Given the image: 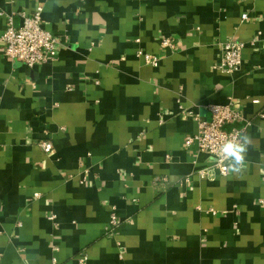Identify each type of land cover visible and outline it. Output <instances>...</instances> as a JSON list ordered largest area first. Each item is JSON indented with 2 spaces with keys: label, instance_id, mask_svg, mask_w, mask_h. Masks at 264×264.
I'll use <instances>...</instances> for the list:
<instances>
[{
  "label": "crops",
  "instance_id": "0c3cea01",
  "mask_svg": "<svg viewBox=\"0 0 264 264\" xmlns=\"http://www.w3.org/2000/svg\"><path fill=\"white\" fill-rule=\"evenodd\" d=\"M38 7L58 56L29 68L2 36L8 17L18 27ZM232 39L244 62L224 73ZM229 103L244 120L226 129L252 143L243 171L221 176L185 139ZM84 256L264 264V0H0V264Z\"/></svg>",
  "mask_w": 264,
  "mask_h": 264
},
{
  "label": "built area",
  "instance_id": "2783aa9c",
  "mask_svg": "<svg viewBox=\"0 0 264 264\" xmlns=\"http://www.w3.org/2000/svg\"><path fill=\"white\" fill-rule=\"evenodd\" d=\"M22 23L16 27L12 17L7 19V28L2 36V42L5 45V56L11 61L22 62L29 68L38 65L55 62L58 56L59 39L54 34L43 27V7H38L31 15L21 14ZM248 15L242 17V21L247 20ZM163 46L174 48L170 39L163 40ZM257 43L256 39L251 41L252 45ZM246 43L232 39L223 46V57L216 66L221 72H237L241 69L244 62V49ZM137 55L144 58L145 62L152 67H159V59L153 54L139 50ZM212 118L210 121L200 120L198 117V133L185 139V145L190 147L194 144L198 149L207 154L213 163V167L221 176H228L230 170L227 169V161H220V148L230 139H236L245 129L233 128L227 130L226 126L242 122L244 118L235 111L233 104L210 105ZM43 151L50 154L53 151V144L46 140L40 144ZM209 170L204 169L200 172L204 178L209 175ZM188 181V180H186ZM87 177L80 179L81 184H86ZM36 196H39L36 194ZM55 217H51L54 220ZM120 221L116 214L111 215L109 227L106 235L113 236L115 230L119 227ZM87 256L81 257L80 264H86ZM53 264H59L57 259H53Z\"/></svg>",
  "mask_w": 264,
  "mask_h": 264
},
{
  "label": "clouds",
  "instance_id": "9594fccd",
  "mask_svg": "<svg viewBox=\"0 0 264 264\" xmlns=\"http://www.w3.org/2000/svg\"><path fill=\"white\" fill-rule=\"evenodd\" d=\"M251 143L250 136L244 133L236 139L227 140L220 148V161H227V169L240 174L244 169L245 156Z\"/></svg>",
  "mask_w": 264,
  "mask_h": 264
}]
</instances>
